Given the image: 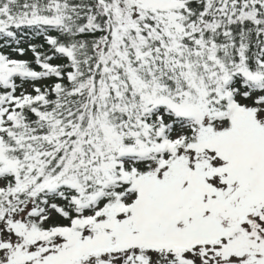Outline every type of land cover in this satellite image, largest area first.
Returning a JSON list of instances; mask_svg holds the SVG:
<instances>
[{"label":"snow or ice","instance_id":"obj_1","mask_svg":"<svg viewBox=\"0 0 264 264\" xmlns=\"http://www.w3.org/2000/svg\"><path fill=\"white\" fill-rule=\"evenodd\" d=\"M0 264H264V0H0Z\"/></svg>","mask_w":264,"mask_h":264}]
</instances>
